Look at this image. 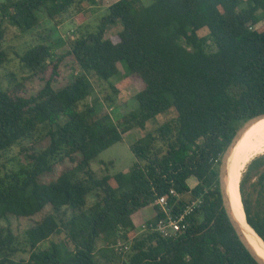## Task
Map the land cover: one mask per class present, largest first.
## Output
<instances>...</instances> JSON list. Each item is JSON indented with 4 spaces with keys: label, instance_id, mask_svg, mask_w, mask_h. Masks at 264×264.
Here are the masks:
<instances>
[{
    "label": "trees",
    "instance_id": "1",
    "mask_svg": "<svg viewBox=\"0 0 264 264\" xmlns=\"http://www.w3.org/2000/svg\"><path fill=\"white\" fill-rule=\"evenodd\" d=\"M81 1L0 0V43L5 23L27 33L40 14L57 21ZM260 22L264 0H115L96 29L73 33L60 55L51 33L15 51L27 74L0 82V157L17 146L26 160L0 176V264H258L223 207L219 169L238 129L264 113ZM117 23L121 30L107 37ZM8 59L0 49V66ZM120 61L125 79L143 86L134 109L114 119L84 103L101 83L104 101L118 103L122 87L111 80ZM32 79L40 81L35 90L26 85ZM134 128L143 134L130 144L136 160L128 171L91 168ZM241 175L247 223L264 241V148L240 161L233 197ZM163 195L174 213L198 197L203 204L175 237L137 232L131 215L153 204L156 222ZM38 214L16 232L12 217ZM118 241L129 249L117 251Z\"/></svg>",
    "mask_w": 264,
    "mask_h": 264
},
{
    "label": "rangeland",
    "instance_id": "2",
    "mask_svg": "<svg viewBox=\"0 0 264 264\" xmlns=\"http://www.w3.org/2000/svg\"><path fill=\"white\" fill-rule=\"evenodd\" d=\"M115 0H82L74 6H72L66 14H63L57 21L50 20L43 13L40 14V23L32 31L22 33L14 26L5 23V37L0 43V49L8 51L9 59L3 65L0 66V82L3 85H7L10 81V76L20 79L22 75H26V70L22 69L18 62L15 51H22L30 45L37 42L36 37L39 34L51 33L56 44L53 45V50L57 55L65 52L68 48L66 40L69 36L76 32H87L96 29L100 17L107 13V7ZM145 3H150V0H144ZM264 22H260L256 27H262ZM121 24L111 25L108 27L106 36L116 34L121 30ZM120 73L114 77L111 82L120 84L122 89L118 95V103L112 105L105 102L103 99L104 88H107V83H101L95 87L93 96L89 101H85L84 104H92L98 115L108 113L114 119H119L123 115L130 112L136 106L134 99L135 94L142 88V82L136 77H130L128 81L125 79L127 66L124 61L118 62ZM27 87L30 90H35L39 87L40 81L38 79L28 80L26 82ZM83 106V104L81 105ZM165 117L160 116V121H163ZM152 128V125H148V129ZM143 131L140 128H134L125 134V138L121 142H117L110 147L103 150L97 159L91 162V168L101 173L114 174L122 171L126 172L130 166L136 160L133 152L130 149V144L137 138L141 137ZM29 141H25L24 146L30 147ZM21 147L14 146L12 149L0 157V176L7 170L19 168L20 164L25 162L26 156L21 154ZM112 161V162H111ZM107 163V164H106ZM67 163L59 165L55 171L46 175V179L54 178L58 175L61 169L66 166ZM246 168L243 170V172ZM242 179V178H241ZM193 179L190 180L192 183ZM88 203L93 201L92 196H89ZM44 214V213H43ZM43 214H38L28 218L12 217L11 222L19 234H22L26 229L31 227L35 222L41 219ZM20 257H27V254L20 253ZM97 255V259H99ZM101 264H107L101 262Z\"/></svg>",
    "mask_w": 264,
    "mask_h": 264
},
{
    "label": "bare ground",
    "instance_id": "3",
    "mask_svg": "<svg viewBox=\"0 0 264 264\" xmlns=\"http://www.w3.org/2000/svg\"><path fill=\"white\" fill-rule=\"evenodd\" d=\"M260 126H264V119L257 120L246 130L231 154L227 169V194L231 210L243 230L245 237L249 241L250 246L261 258L264 259V241L246 220V214L240 193V181L242 175L239 179L233 197V187L240 161H242L250 153L264 148V141H259L264 138V127Z\"/></svg>",
    "mask_w": 264,
    "mask_h": 264
},
{
    "label": "built area",
    "instance_id": "4",
    "mask_svg": "<svg viewBox=\"0 0 264 264\" xmlns=\"http://www.w3.org/2000/svg\"><path fill=\"white\" fill-rule=\"evenodd\" d=\"M170 193L174 196L177 195L174 189H171ZM155 203L164 208L165 214L156 222H145L142 225V231H156L164 237L172 238L189 227V217L202 206L203 198L198 197L188 201L178 213L173 212L172 207L169 205L168 198L165 195L158 197ZM114 247L119 252H124L129 249V245L123 241H118Z\"/></svg>",
    "mask_w": 264,
    "mask_h": 264
},
{
    "label": "water",
    "instance_id": "5",
    "mask_svg": "<svg viewBox=\"0 0 264 264\" xmlns=\"http://www.w3.org/2000/svg\"><path fill=\"white\" fill-rule=\"evenodd\" d=\"M264 117V113L256 115L254 117H252L251 119H249L248 121H246L236 132V134L234 135L233 139L231 140L230 144L228 145V147L225 150V153L222 157L221 160V165H220V169H219V185H220V192H221V196H222V202H223V207L226 211V214L238 236V238L240 239V241L242 242V244L245 246V248L249 251V253L251 254V256L256 260V262L258 264H264V259L261 258L254 250L253 248L250 246L249 241L247 240V238L245 237V234L243 232V230L241 229L239 223L237 222L232 210H231V206L229 203V199H228V194H227V169H228V163L231 157V154L235 148V146L237 145L239 139L243 136V134L246 132V130L251 127V125L256 122L258 119Z\"/></svg>",
    "mask_w": 264,
    "mask_h": 264
},
{
    "label": "crops",
    "instance_id": "6",
    "mask_svg": "<svg viewBox=\"0 0 264 264\" xmlns=\"http://www.w3.org/2000/svg\"><path fill=\"white\" fill-rule=\"evenodd\" d=\"M190 180H189L190 185H194L195 180L193 179L192 183L190 182ZM155 216H156V210H155L153 204L148 205V206L142 208L141 210L133 213L131 215V218H132V221H133L134 226L136 228V231L141 232L142 231V225L145 222H148L151 219H153Z\"/></svg>",
    "mask_w": 264,
    "mask_h": 264
}]
</instances>
